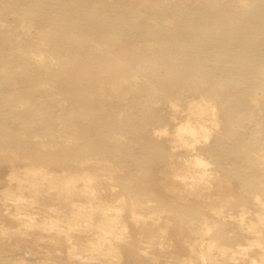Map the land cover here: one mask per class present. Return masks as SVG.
I'll list each match as a JSON object with an SVG mask.
<instances>
[{
	"label": "bare ground",
	"instance_id": "obj_1",
	"mask_svg": "<svg viewBox=\"0 0 264 264\" xmlns=\"http://www.w3.org/2000/svg\"><path fill=\"white\" fill-rule=\"evenodd\" d=\"M166 108L185 111L172 133ZM236 157L255 166L246 179ZM1 165L15 187L1 192L0 232L63 237L72 261L125 249L128 264H172L160 261L171 249L184 264H264V0H0ZM157 165L173 168L169 200L148 188ZM153 196L172 217L141 213ZM198 201L219 218L226 203L255 208L260 226L205 218L199 234Z\"/></svg>",
	"mask_w": 264,
	"mask_h": 264
},
{
	"label": "rangeland",
	"instance_id": "obj_2",
	"mask_svg": "<svg viewBox=\"0 0 264 264\" xmlns=\"http://www.w3.org/2000/svg\"><path fill=\"white\" fill-rule=\"evenodd\" d=\"M165 117L166 122L168 123V126L166 127L170 133L182 122L186 121L185 117V111L180 110L179 112H175L172 109L166 108L165 110ZM11 119V116L7 112V119ZM174 120V121H173ZM169 138L162 139V142L165 144L166 149H168L170 152H172L173 157L171 160H169L168 164L171 165L173 168L177 167H183V160L188 157V154L185 150L172 146L170 144V141H168ZM227 162L231 163L235 167H241L243 170H245L246 174H241V178L246 179L250 175H252L253 168L255 166L248 165L244 162L243 159L236 157V158H228ZM215 165H211V167H214ZM166 165H157L153 166L150 169L151 178L148 179L149 184L148 188L153 191L157 196H163L166 199H168L167 193L164 189L163 183L161 179L163 178V175L161 172H169L170 169H173ZM12 173L11 169L7 167L6 165L0 166V196L1 192L10 188L15 187L14 183H10L8 181L9 175ZM118 191H120L119 187L117 188ZM154 197V196H153ZM169 200V199H168ZM200 206L203 208V214L201 216L200 213H195L190 215L191 221L195 223L196 227H198V233L201 234L204 230L203 226V219L208 218L211 222L214 220L220 219L221 222L225 221V226L227 230L232 233L233 231L237 230L238 227L233 225L236 220L241 218L242 216H245V221L250 222L254 218H256L257 211L255 208L251 209L252 211H249L247 213H241L239 210L233 209L230 204H224L221 206L219 211H221V216H219L214 213L215 211L212 210L209 202L202 203L197 202ZM114 206H120L121 203L114 201ZM209 206V207H208ZM142 210L141 213L146 214L149 216V213L155 212L158 214H161L162 217L167 216H173L171 212L163 211L161 207V203L159 199L156 197L154 198H148L143 200V204L141 206ZM162 211V212H161ZM251 212V213H250ZM255 214V215H253ZM224 218V219H223ZM125 219L129 222L130 226L129 228H135L136 225L141 228V224H135L132 219L129 216V213L125 214ZM153 224L152 220L148 221V225L151 226ZM264 225V224H263ZM244 228L248 229L249 227H258L260 226L259 220H254L253 222H250L249 225H243ZM154 227V226H153ZM6 228H8L11 231H16L19 226L7 221ZM138 228V227H137ZM21 233H18L17 235H9L7 233L0 232V264H128V262H132L128 258L127 251L125 249L121 250V254L115 257H112L111 254L106 253V255L101 256L100 260L95 261H88V262H81L78 263L76 261H72L68 259L67 257V250H66V242H64V238L55 237L52 240L50 237V234L39 232L38 230H27L24 228H20ZM157 228H154V231H156ZM145 230L142 232V236L145 235ZM133 240L134 238L139 237V231L133 230L132 232ZM85 237V235L80 234L79 238ZM142 237V238H143ZM262 237V236H260ZM194 238V235L191 234L189 236V239ZM259 238V236H257ZM42 241V242H41ZM243 246L245 249H247L248 252H250V255L255 256L254 253L259 248L257 247L258 242L252 243L251 241L242 240ZM254 244L255 246H253ZM143 247H146V251H150L149 253H152L153 251L156 252V250L152 248H147V244H144ZM179 250V254L182 258H188L190 256L189 250L187 248H182L181 246L174 249V251ZM171 249H160V252H162V258L160 261H170L172 264H184L181 261L175 260L169 256L171 253ZM60 253V254H59ZM147 253V254H149ZM172 259V260H171ZM233 264H239L243 263L241 260L234 261L232 260ZM238 262V263H237ZM155 263V264H159Z\"/></svg>",
	"mask_w": 264,
	"mask_h": 264
}]
</instances>
